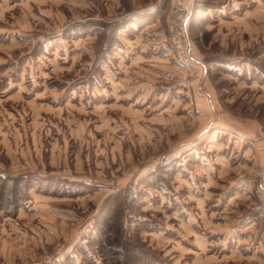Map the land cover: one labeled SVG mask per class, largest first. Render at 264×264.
<instances>
[{
    "label": "rangeland",
    "instance_id": "obj_1",
    "mask_svg": "<svg viewBox=\"0 0 264 264\" xmlns=\"http://www.w3.org/2000/svg\"><path fill=\"white\" fill-rule=\"evenodd\" d=\"M262 170L264 0H0V264H264Z\"/></svg>",
    "mask_w": 264,
    "mask_h": 264
},
{
    "label": "built area",
    "instance_id": "obj_2",
    "mask_svg": "<svg viewBox=\"0 0 264 264\" xmlns=\"http://www.w3.org/2000/svg\"><path fill=\"white\" fill-rule=\"evenodd\" d=\"M176 17H177V20H179L181 22L182 30L183 29L186 30L188 18L186 17V8H184V6L181 2H178ZM182 53H183L182 60L185 63H187L189 65H193L194 67H197L198 63L196 64V62L192 56L191 48L188 45H186V47L184 48ZM262 173H264L263 170H262ZM261 202H262L263 210H264V196H262ZM263 224H264V214H263Z\"/></svg>",
    "mask_w": 264,
    "mask_h": 264
},
{
    "label": "trees",
    "instance_id": "obj_3",
    "mask_svg": "<svg viewBox=\"0 0 264 264\" xmlns=\"http://www.w3.org/2000/svg\"><path fill=\"white\" fill-rule=\"evenodd\" d=\"M2 191V190H1ZM0 196H1V194H0Z\"/></svg>",
    "mask_w": 264,
    "mask_h": 264
}]
</instances>
